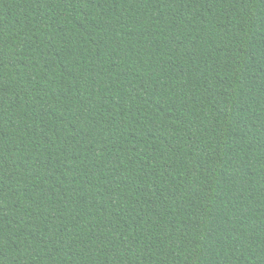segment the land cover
Wrapping results in <instances>:
<instances>
[{"label":"trees","instance_id":"16d2710c","mask_svg":"<svg viewBox=\"0 0 264 264\" xmlns=\"http://www.w3.org/2000/svg\"><path fill=\"white\" fill-rule=\"evenodd\" d=\"M0 264H264V0H0Z\"/></svg>","mask_w":264,"mask_h":264}]
</instances>
